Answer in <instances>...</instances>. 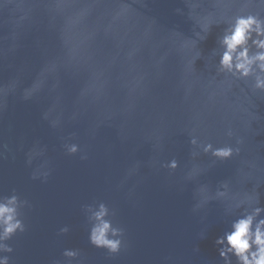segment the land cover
Masks as SVG:
<instances>
[{
	"label": "water",
	"instance_id": "water-1",
	"mask_svg": "<svg viewBox=\"0 0 264 264\" xmlns=\"http://www.w3.org/2000/svg\"><path fill=\"white\" fill-rule=\"evenodd\" d=\"M241 9L264 15L260 0H0V85L17 82L0 98V197L15 191L30 205L21 209L26 231L7 241L10 264H223L215 241L235 217L218 201L193 212L196 189L231 179L240 191L236 169L254 165L251 179L262 184L264 206V93L253 94L251 81L228 91L223 77L210 80L224 25H213L198 44L195 74L186 68L185 40L205 18ZM22 10L28 18L13 28ZM52 63L56 72L23 99ZM254 114L262 119L246 127ZM229 127L245 138L240 158L211 168L202 152L191 159L193 135L218 147L234 143ZM66 143L81 151L68 155ZM173 158L175 171L162 166ZM193 163L206 171L190 181ZM45 171L46 181L32 179ZM100 202L124 229V245L113 256L88 240L83 206ZM65 225L70 231L58 235ZM65 249L80 256L69 261Z\"/></svg>",
	"mask_w": 264,
	"mask_h": 264
},
{
	"label": "clouds",
	"instance_id": "clouds-1",
	"mask_svg": "<svg viewBox=\"0 0 264 264\" xmlns=\"http://www.w3.org/2000/svg\"><path fill=\"white\" fill-rule=\"evenodd\" d=\"M264 4V0H260ZM11 4V0H9ZM11 11L15 13L16 8ZM182 14L181 9H176ZM22 15L12 21L13 28L18 27L28 18V12L22 10ZM218 19L205 18L204 22L196 25L199 31H194V38H186L185 45L189 49V59L187 61V71L195 74V62L202 56L198 44L206 40L212 26L224 25L221 34L217 38V47L211 52L213 57H218L215 65V74L211 81H216L217 77H223L219 83L228 84V91L232 85L238 81H251L250 91L255 93H264V15L260 12L245 11L241 9L235 13H225ZM13 41L16 39V32L13 31L10 37ZM15 49V44L11 50ZM2 51V50H0ZM57 66L55 63L46 66L40 73V78L29 88L23 91V99H31L43 87L48 74L55 73ZM57 81L52 85L53 90L58 87ZM17 82L13 80L9 85H0V98L7 95L9 91L16 88ZM90 91L85 89L81 95H86ZM2 107V103H0ZM48 118V113L44 114ZM262 118L257 114L247 121L246 127H252L253 121H260ZM60 121L53 120L52 126L55 127ZM226 135L234 143L214 146L211 142L203 143L196 136H192L190 144L193 148L190 156L196 161L201 152L212 158V163L208 166L213 167L217 161L224 162L240 158L245 144V138L237 136L231 127L228 128ZM68 155H75L81 151L76 143H66L64 145ZM81 159H87L86 154L81 155ZM28 163H31V156ZM163 167L170 171H175L179 167V162L173 158ZM254 165H249L248 170L237 168L235 175L242 180L240 191H234L231 179L219 181L215 189L209 184L203 183L196 189L199 197L198 202L193 207V212H197L205 204L211 201H218L224 205L225 215L234 216L230 223L229 230L218 237L215 244L218 246L219 257L223 264H264V206L261 205L260 193L257 189L262 185L252 181ZM206 169L201 168L198 163H193L191 169L186 174L187 180H194L200 176ZM49 172L33 173L32 179H43L46 181ZM253 183L250 190L245 189V185ZM26 206H30L27 200H21L13 191L10 196L0 197V264H10V255L14 249L7 243L17 233H24L26 225L22 219V212ZM83 210L87 214L91 225L89 229V243L99 249H104L110 256L116 255L121 251L124 245V229L114 226L110 215L109 207L100 202L97 206L85 205ZM70 231L69 226L65 225L59 229L58 235H65ZM69 261L76 260L80 256L79 249H65L62 253Z\"/></svg>",
	"mask_w": 264,
	"mask_h": 264
}]
</instances>
